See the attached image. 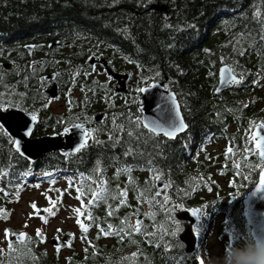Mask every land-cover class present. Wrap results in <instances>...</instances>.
<instances>
[{
  "label": "trees",
  "instance_id": "trees-1",
  "mask_svg": "<svg viewBox=\"0 0 264 264\" xmlns=\"http://www.w3.org/2000/svg\"><path fill=\"white\" fill-rule=\"evenodd\" d=\"M151 2L165 3L168 18L147 9ZM253 13L260 15L254 18ZM261 16H264V0H149L147 3L145 0H0V59L9 63L6 68L0 63V94H3L0 98L5 102L11 94L13 100L28 110H41L42 104L49 105L44 80L40 79L47 71L57 73L59 97L73 100L75 97L64 94L63 77L78 69L73 65L74 57L90 52L109 53L115 67L131 73L134 88L141 86V77L160 72L159 80L166 77L164 83L171 82L170 90L177 95L178 102L183 93L187 105L184 111L181 104L187 128L175 138L148 134L142 127L130 137L127 132L134 125H130L127 113L136 115L137 105L131 103L134 96L116 97L112 107L104 110L103 119L93 123V128H99L96 139L104 143H90L67 158L58 151H49L34 161L27 160L0 135V172L5 173L0 175L3 190L0 208L5 210L0 215V224L4 230L8 229L11 236L25 229L24 222L19 226L13 223L12 204L19 196L14 189L21 181L23 186L29 182L31 186L45 184L50 199L60 197L54 214L42 213L46 216L42 223L67 210L73 224L67 230L56 228L60 230L59 236L72 233L70 242L62 243L58 251H48L45 242L36 236L37 228L25 231L28 240L11 242L20 250L19 256L16 252L9 253L8 241L2 238L0 264H9L10 255L11 264H189V255L178 238L183 221L174 216L176 211L189 207L198 209V219L192 225L196 237L193 253L200 250L202 264H210L203 250V238L218 219L217 237L222 240L221 248L228 249L226 264H232V247L252 240L245 227L242 204L256 183L259 170L249 173L251 179L244 180L246 168L241 166L258 162L255 155L243 156L244 148L251 147L246 135L249 121L264 122ZM185 23L196 26L185 29L182 27ZM165 24L171 27L165 28ZM177 25L181 26L179 32L175 30ZM52 41H58L59 45L49 49L48 43ZM26 44H33L31 53L25 49ZM205 48L209 50L207 53ZM233 61L238 65L236 74L243 72L244 80L222 91L217 99L213 95L217 68ZM253 79H257L256 84H252ZM94 81L107 84L97 75L79 78L89 88L84 96L90 102L85 106L87 110L100 97ZM72 105L69 110L76 105L74 100ZM46 114L44 120L53 126L61 119L66 122L81 119L72 111L60 115L48 110ZM113 116L123 131L119 128L113 131ZM110 132L113 142L116 136L121 138L115 146L109 142ZM216 142L222 143L220 150L211 154L205 146ZM97 166L100 171H96ZM118 169L130 170L118 172ZM25 171L29 172L26 177L21 175ZM155 176L164 180L158 189L153 183ZM77 187L85 191L81 200L76 199ZM101 189L107 195L87 206V201L93 199L91 192ZM184 190L191 194L182 197ZM165 194L168 195L166 206L172 209L170 217L180 223V231L174 237L169 235L172 219L160 207L165 204ZM82 203L85 210L80 219L86 225L83 233L73 211ZM176 204L184 206L176 208ZM138 216H141L140 228L134 231L131 226L136 224L134 220ZM29 219L30 215L26 216V221ZM56 230L52 236L57 235ZM62 248L65 251L61 253ZM133 252L137 253L134 259ZM236 255L237 259L243 258L242 253Z\"/></svg>",
  "mask_w": 264,
  "mask_h": 264
},
{
  "label": "snow or ice",
  "instance_id": "snow-or-ice-1",
  "mask_svg": "<svg viewBox=\"0 0 264 264\" xmlns=\"http://www.w3.org/2000/svg\"><path fill=\"white\" fill-rule=\"evenodd\" d=\"M149 2V0H145V3ZM259 13H253V17H257L259 16ZM167 19V18H165ZM195 24L194 23H185L182 27L185 29H191V28H195ZM165 28H169L171 27V25L169 24H165L164 25ZM177 32L181 31V26L177 25L176 29ZM260 30H261V40H264V16H261V24H260ZM26 47H34L33 45H27ZM169 47H172V45H169ZM209 50L207 48L204 49V52L207 53ZM233 51H237V48L234 47ZM240 51L242 52V49H240ZM125 59H128L127 57H125ZM221 59L223 60L224 57H221ZM133 61L129 60V63H132ZM137 68L140 67L139 63L136 64ZM236 67H238V65H236L235 61H233L232 64H225L221 69H220V83L216 86V92L218 93L220 91V88L224 85H240L241 82L244 80V73L241 72L239 75L236 74ZM77 68L79 69V66H77ZM93 71H95V65L92 66ZM73 77L76 76V72H73ZM85 76L88 75L87 72L84 73ZM129 75H131V73H129ZM208 75H212L211 72L208 73ZM160 78V72H155L152 74V76H143L141 77V85L137 88L134 89V92L136 93V95L133 97L131 103L137 105L135 112L136 115L133 116L132 112H128L127 113V117L129 120L130 125H134V128H129L127 135L128 136H133L135 131H138L141 129V127L145 130H147L148 134H158V133H162L164 137H168V138H174L176 137V135L178 133L183 132L186 128L187 125L185 123L184 118L181 115V104L184 105V111H187V105L186 102L183 100V96L184 94H180L181 98L178 102L177 99V95L170 91V86H171V82L169 83H160L158 82ZM41 80H44V77L40 78ZM109 80H111V77H108ZM258 79V77H257ZM257 79H253L252 80V84H256ZM94 83H96L94 81ZM101 88H106L107 85L106 84H101L100 85ZM154 87H158V88H163L164 91L160 92L158 94V101L156 103V107H155V116L149 117V116H145L143 114L144 110L139 106L140 105V93H145L147 92L149 89H153ZM21 97H23V93L19 94ZM68 93H65V96H67ZM114 95V94H113ZM149 95H151V93H149ZM3 94H0V97H2ZM110 100V98H109ZM127 103V101H126ZM18 107L21 109V111H27L28 116H30L31 120L33 122H35L37 120V114L36 111L34 110H28L25 108H22L19 101H15L12 99L11 94H9V99L5 102L2 98H0V109L3 108H11V107ZM41 107L43 108H47L48 105L47 104H42ZM71 108V105H69V109ZM72 118H70L71 120ZM115 120L116 117L113 116V124H114V128L113 131H115L117 128H119L120 131H123V126L122 125H116L115 124ZM58 123L61 125V131L59 133H53V135H66L68 133H73V135H76L77 131L79 133L78 135V142H75V146L71 147L69 152H64L63 155L67 158L69 156H71L74 153L79 152L81 149L86 148L90 143H96V144H101L104 143L103 141H99L98 139H96V134L99 132V128H93L91 126V118L85 116L84 117V121L80 122H66L65 120L61 119L58 121ZM103 123V121H102ZM255 123V128H252L251 126ZM249 125L250 128L248 130H246V135H247V139L248 141L251 142V147H245L244 151H243V156H247L249 154L255 155L256 157H258V162L255 165H251V164H247L245 163V165H242L241 167H245L246 168V174L243 176L244 180H249L251 179V176L249 173L255 171L256 169L259 170V178L257 180V182L255 183V187L256 188H261L264 187V134H262L260 131H258L257 129H264V122H253V121H249ZM24 125H21V127H23ZM32 131V126L28 125L27 126V130L24 131L23 135L24 136H28L29 133ZM0 135H2L3 137H6L10 142H11V148L15 150V152L20 154V157L22 158H26L24 155V152L21 151V144L19 140L14 139L13 137L8 135V132L4 130V127L2 125H0ZM144 133H141V137H143ZM120 136H116L115 138V142H119L120 140ZM109 142L113 143V146H115V142H113V138H112V134L111 132L109 133ZM129 151H131V149H129ZM227 149H226V153H227ZM129 152H125V155H128ZM29 163H31L29 161ZM99 164V161H97V165ZM129 171L130 169H118L117 171ZM96 171H100L99 167L97 166ZM237 174H239L240 169L237 168L236 169ZM5 173L0 172V175H3ZM22 176H28L29 172L25 171L24 173L21 174ZM45 176H49L51 174L49 173H45ZM154 180H158L159 176H155L153 177ZM23 183V181H21ZM49 183L51 184L52 181L49 180ZM72 181L69 180V184L71 185ZM101 183H103L101 181ZM230 184H232V181H229ZM38 186V185H37ZM205 187H207V185H204ZM235 186V185H233ZM21 187L20 184H16L15 188L17 190H19V188ZM167 187V186H165ZM195 190V188H193V191ZM0 191H3L2 189H0ZM59 191V190H57ZM67 191V190H65ZM191 193L187 190L182 191V197H187L189 196ZM5 195H8V193H5ZM85 195V191L82 187H77L76 189V199L77 200H81L82 197ZM107 192L104 189L98 190V191H92L91 192V196L93 197V199H89L87 201V206H92L96 200L101 199L103 196H106ZM120 195H123V192L120 193ZM164 201L165 204H161L160 207L162 208V210L165 212L166 216L170 217V212L172 211V209L168 208L166 206V203L168 202V195L165 194L164 196ZM60 197L57 196L55 200L49 199L48 203L50 205V207H46L43 209L37 208L36 205L33 203L32 207L34 209V211L39 214V213H44L47 215H52L54 214V208L55 206L59 203ZM121 204L124 203L123 200L120 201ZM184 205L182 204H176L175 207L176 208H180L183 207ZM85 210V205L82 203L80 207L78 208H74L73 211L76 213V223L79 225L81 232H85L86 231V225L84 223L81 222L80 216L81 213ZM197 208L195 207H189L187 208V211L189 213H196L197 212ZM5 212V210L3 208H0V215H3ZM39 218L44 221L46 219L45 215H40ZM86 219L90 218V217H85ZM171 218V217H170ZM172 219V227H171V231L169 233L170 236L174 237L177 232L180 231V223L179 221H176L174 218ZM132 230H139L140 228V221L137 220L136 224L134 226H131ZM121 232H123V229H120ZM57 236L54 237L56 239H59V233L60 230L57 229ZM108 233L106 232L105 235H107ZM4 235H5V239L8 240V237L10 236V231L8 229L4 230ZM18 239L20 240H28L29 238L25 235V233L20 232L18 234H16ZM69 237V240L64 241L65 244L70 242V238L72 237V233H68L67 234ZM148 235H152V234H148ZM163 235V234H162ZM36 236L37 238L42 241L43 237L40 234V230L37 229L36 230ZM8 247V251L9 253H13L16 252L17 255L19 256L20 250L18 248H14L13 244L11 243V241H8L7 244ZM56 250L58 251L61 247L60 243H57L55 246ZM228 251V249L225 248H220L218 249L216 252L210 254V255H215L216 257L219 256L222 252ZM0 254H3V250L0 249ZM28 255H31L30 253H28ZM137 253L133 252L131 254V258L134 259L136 257ZM124 259H129L128 257H125ZM195 260L196 261H201L202 257L200 255L195 256ZM9 264H11V255H10V261Z\"/></svg>",
  "mask_w": 264,
  "mask_h": 264
},
{
  "label": "water",
  "instance_id": "water-1",
  "mask_svg": "<svg viewBox=\"0 0 264 264\" xmlns=\"http://www.w3.org/2000/svg\"><path fill=\"white\" fill-rule=\"evenodd\" d=\"M147 9L156 10L161 12L164 18H168V10L167 5L165 3H158V2H151ZM58 41H52L48 43L49 49H52L55 45H58ZM27 45L33 44H26L25 49L28 53H31L32 48L26 47ZM92 56H90L87 61H91ZM102 62V61H101ZM103 63V62H102ZM227 63H222L217 68V84L220 83V69ZM106 67V73L110 75L113 79L117 81V91H125L126 90V81L129 77V73H119L113 71L110 67H107L106 62H104ZM3 67H8L9 63L2 62ZM44 80H53L55 77V72H47L43 74ZM163 80H159L158 82L164 83ZM142 86V85H141ZM216 86L213 89V95L215 98L220 99L222 91L229 88L231 85H224L220 88V91L216 92ZM44 91L49 95L50 98H55L57 95V85L55 82H52L50 86L45 87ZM164 91L163 88L154 87L153 89H149L145 93H140V107L144 110L143 114L145 116H155V107L158 101V94ZM172 91V90H170ZM173 92V91H172ZM151 93V95H149ZM182 115V114H181ZM100 115H96L95 119L97 120ZM37 121V120H36ZM35 121V122H36ZM35 122H33L28 116L25 111H21L17 108H3L0 109V125L4 127V130L8 132V135L13 137L16 140L20 141L21 144V151L24 152L25 159L34 161L38 157H40L43 153L49 151H58L59 154L63 155L64 152H69L71 147L75 146V142H78V131L76 135L73 133H68L66 135H53V133L47 135H40L37 137H33L32 133L34 130ZM21 125H24L21 127ZM32 126V131L29 133L28 136H24V131L27 130V126ZM252 128H255V124ZM262 134H264V129H257ZM185 131V130H184ZM183 131V132H184ZM181 132V133H183ZM56 133V132H54ZM178 133V134H181ZM177 134V135H178ZM158 136H163L162 133L155 134ZM176 135V136H177ZM167 139H173L164 137ZM175 138V137H174ZM19 154V153H18ZM20 155V154H19ZM259 178V172L257 176V180ZM256 180V182H257ZM154 186L158 189L163 186L164 180L159 176L158 180L153 179ZM34 216H40L42 213L37 214L36 212L33 213ZM242 215L245 221V227L249 230V234L252 240H256L257 243L261 238H264V187L256 188L255 184L250 189V191L245 195L243 198L242 204ZM176 219L183 221V228L178 234L179 240L184 244V252L190 253L194 250L196 237L192 229V225L198 219V212L196 213H189L187 208L180 209L174 213ZM141 216H138L134 222L140 219ZM25 233L24 231H20ZM17 232L8 237L7 241H18L22 242L23 240L18 239ZM26 235V234H25ZM57 235L51 236L48 239L49 244L56 249L54 246L57 243L65 244L64 241L69 240L68 236H59V239H56ZM68 244V243H67ZM191 264H201L200 261H196L193 259Z\"/></svg>",
  "mask_w": 264,
  "mask_h": 264
},
{
  "label": "flooded vegetation",
  "instance_id": "flooded-vegetation-1",
  "mask_svg": "<svg viewBox=\"0 0 264 264\" xmlns=\"http://www.w3.org/2000/svg\"><path fill=\"white\" fill-rule=\"evenodd\" d=\"M59 45V44H58ZM63 51H68L67 50H63ZM92 56L93 58H91V61H87V59ZM77 57V58H76ZM74 57L72 60L76 59L75 62H73L74 66H79V69H77L76 72V76L73 77V75L71 76L72 73H69L68 76L63 77V82H62V86L65 88V93L67 92L68 95H71L75 98H73V100L75 101L76 105L74 106L73 109L69 110V105H71V107H73L72 105V101L70 98H61L60 96V85L57 82V80L54 79L53 80H44V84H43V89L45 87L50 86V84L52 82H55L57 85V95L55 98H50V100H59L60 101V109L59 110H52L49 108V105L47 108H41V110H35L36 114H37V121L35 122V126H34V130L32 133L33 137H37L40 135H47L50 133H54L56 130H52L51 129H55V127H59L56 131V133H59L61 131V125H59V123L57 122L54 126L53 125H49V121L48 120H44L46 118V113L47 111H51V112H57L58 114L60 113H66L67 111H72L74 114H79L81 119H76L73 121L77 122H83L84 121V117H90L91 118V126L93 127V123L97 122L99 120H102L104 117V110L107 108L112 107L114 101L116 100V97H119L121 95H132L135 96L136 93L134 92V87L133 84L130 81V75L126 81V90L125 91H117V81L115 79H113L110 75H108L106 73V67L104 65V62H106L107 67H110L113 71L115 72H119V73H125L127 71H124L122 69H119L118 67H115V65L112 62V59L110 57L109 53H105V54H95V53H86L85 55H81V56H76ZM103 63H102V62ZM95 65V71H93L92 66ZM50 72V71H47ZM45 72V73H47ZM56 72V71H55ZM87 72L88 75H97L99 78L106 80L107 81V87L106 88H101L100 85L101 84H105V83H95L94 88H98L99 89V99L97 100V102L94 103L93 107L89 110H87L85 108V106H89V103L84 96H86L88 94V86L85 83H80L79 82V78L82 76H85L84 73ZM129 73V72H127ZM56 78H57V73H56ZM111 77V80L108 79V77ZM89 84V83H88ZM64 93V94H65ZM47 94V93H45ZM114 94V95H113ZM110 98V100H109ZM13 108H17L20 109L18 107L13 106ZM96 109V110H94ZM21 110V109H20ZM27 113V111H25ZM62 115V114H60ZM96 115H100L98 117V119H95ZM42 116V117H41ZM36 131H39V134L36 136L34 135L36 133ZM50 131V132H49ZM189 255L187 261H189V264H191V261L193 259H195V255H197V253H187ZM200 255V254H199ZM202 261V260H201Z\"/></svg>",
  "mask_w": 264,
  "mask_h": 264
},
{
  "label": "rangeland",
  "instance_id": "rangeland-1",
  "mask_svg": "<svg viewBox=\"0 0 264 264\" xmlns=\"http://www.w3.org/2000/svg\"><path fill=\"white\" fill-rule=\"evenodd\" d=\"M2 45V42H0V46ZM5 62V60L0 59V63ZM123 67V65H122ZM134 84V83H133ZM60 101L59 100H50L49 99V107L52 110H59L60 109ZM39 134V131H36L34 134ZM221 142H216L211 145H206L205 148L207 151H210L211 154L217 153L220 150ZM221 186H224L223 181H221ZM21 187L19 190L16 188L14 189V193L17 194L18 199L13 206L14 210V220L13 223L15 226H19L20 222L25 223V229L22 231H34L35 228L42 230L41 236L43 237V241L45 242L44 245L47 247L49 252L54 251L55 249L49 244L48 239L52 236V234L55 232L56 228L60 227L61 230H67L68 228H73V224L71 221V214L67 210H62L59 214L56 216H53L52 220H49V222L42 223V220L39 218V216H33L32 214L35 212L32 204L34 203L37 208L43 209L46 208V206L50 207L48 201L51 197V194H48L47 186L45 184L40 186H31V183L29 182L26 186H23L24 184L22 182L19 183ZM25 187V188H24ZM31 187V188H28ZM30 218L28 221H26V216H29ZM218 226H219V220L217 219L216 223L212 226L210 233L208 236H204V243H203V250H205L206 256L212 261L216 256L210 255L214 252H216L218 249L221 248V242L217 237L218 233ZM5 238L4 235V228L0 224V246L3 244L1 242V239ZM65 249H61V253L64 252ZM200 250L198 251V254H200ZM195 255V256H197ZM202 262V261H200Z\"/></svg>",
  "mask_w": 264,
  "mask_h": 264
},
{
  "label": "clouds",
  "instance_id": "clouds-1",
  "mask_svg": "<svg viewBox=\"0 0 264 264\" xmlns=\"http://www.w3.org/2000/svg\"><path fill=\"white\" fill-rule=\"evenodd\" d=\"M232 264H264V238L258 243L256 240L245 241L242 245H234ZM237 253H242L243 258L237 259ZM226 251L215 257L210 264H226Z\"/></svg>",
  "mask_w": 264,
  "mask_h": 264
}]
</instances>
